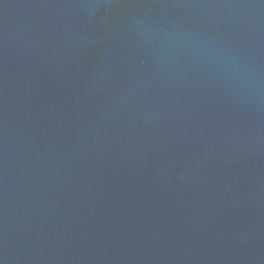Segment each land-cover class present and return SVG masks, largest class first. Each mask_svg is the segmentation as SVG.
I'll return each instance as SVG.
<instances>
[{"label": "water", "instance_id": "water-1", "mask_svg": "<svg viewBox=\"0 0 264 264\" xmlns=\"http://www.w3.org/2000/svg\"><path fill=\"white\" fill-rule=\"evenodd\" d=\"M0 264H264V0H0Z\"/></svg>", "mask_w": 264, "mask_h": 264}]
</instances>
